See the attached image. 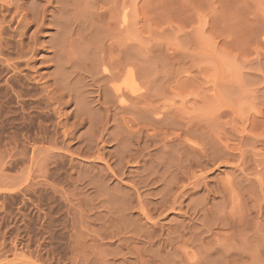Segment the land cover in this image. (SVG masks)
Wrapping results in <instances>:
<instances>
[{"label":"rangeland","instance_id":"rangeland-1","mask_svg":"<svg viewBox=\"0 0 264 264\" xmlns=\"http://www.w3.org/2000/svg\"><path fill=\"white\" fill-rule=\"evenodd\" d=\"M0 264H264V0H0Z\"/></svg>","mask_w":264,"mask_h":264}]
</instances>
